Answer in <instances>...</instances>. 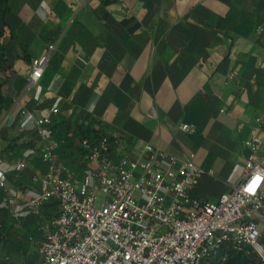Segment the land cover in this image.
I'll return each mask as SVG.
<instances>
[{"label":"crops","instance_id":"obj_1","mask_svg":"<svg viewBox=\"0 0 264 264\" xmlns=\"http://www.w3.org/2000/svg\"><path fill=\"white\" fill-rule=\"evenodd\" d=\"M1 13L0 264L32 259L30 237L52 211L29 207L35 172L55 165L81 178L96 167L76 150V127L94 141L120 138L116 159L141 158L150 144L193 160L205 171L194 189L203 200L240 180L245 141L264 123V0H0ZM51 44L42 78L27 88L33 59ZM43 118L52 124L41 135ZM55 137L63 143L46 160ZM261 229L264 242V220Z\"/></svg>","mask_w":264,"mask_h":264},{"label":"built area","instance_id":"obj_2","mask_svg":"<svg viewBox=\"0 0 264 264\" xmlns=\"http://www.w3.org/2000/svg\"><path fill=\"white\" fill-rule=\"evenodd\" d=\"M54 50L51 44L44 56L33 59L27 88L40 81ZM51 124V118L37 120L38 132L44 135ZM76 128L75 141L96 167L81 178L68 169L60 175L55 165L35 172L40 192L29 207L52 211L40 216L38 234L30 237L33 257L27 264H209L229 246L255 253L264 264L261 119L245 141L249 155L240 180L216 202L194 194L205 171L193 160H178L150 144L141 158L116 159V147H125L120 138L101 134L94 141ZM62 143L58 137L45 143L44 159L53 161ZM221 256L226 262L227 255ZM5 264L17 261L7 256Z\"/></svg>","mask_w":264,"mask_h":264},{"label":"trees","instance_id":"obj_3","mask_svg":"<svg viewBox=\"0 0 264 264\" xmlns=\"http://www.w3.org/2000/svg\"><path fill=\"white\" fill-rule=\"evenodd\" d=\"M2 16L3 14L1 13L0 17ZM1 21L4 22L0 18V23ZM222 254L227 255V260L223 264H260V261L258 260L255 253L238 252L234 250L231 246L225 248V250H223L220 255Z\"/></svg>","mask_w":264,"mask_h":264},{"label":"rangeland","instance_id":"obj_4","mask_svg":"<svg viewBox=\"0 0 264 264\" xmlns=\"http://www.w3.org/2000/svg\"><path fill=\"white\" fill-rule=\"evenodd\" d=\"M77 148H78V149H77ZM77 148H76V150H78V152H79V151H80V149H79L80 147H77ZM100 198H103V196L100 195Z\"/></svg>","mask_w":264,"mask_h":264},{"label":"snow or ice","instance_id":"obj_5","mask_svg":"<svg viewBox=\"0 0 264 264\" xmlns=\"http://www.w3.org/2000/svg\"><path fill=\"white\" fill-rule=\"evenodd\" d=\"M250 191L252 190V189H249Z\"/></svg>","mask_w":264,"mask_h":264}]
</instances>
